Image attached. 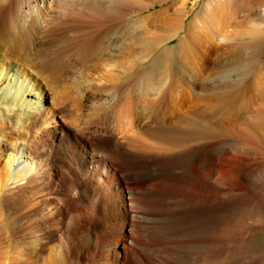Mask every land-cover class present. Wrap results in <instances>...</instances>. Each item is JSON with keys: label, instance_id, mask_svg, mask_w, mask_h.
Wrapping results in <instances>:
<instances>
[{"label": "bare ground", "instance_id": "1", "mask_svg": "<svg viewBox=\"0 0 264 264\" xmlns=\"http://www.w3.org/2000/svg\"><path fill=\"white\" fill-rule=\"evenodd\" d=\"M139 1L0 0V264H87L78 259L83 252L80 234L92 231L89 223L105 240L99 260L91 251L87 259L129 264L113 240L128 229L127 220L142 214L133 209L139 200L150 218L158 222L160 217L157 232L148 230L143 214V222L138 218L141 230L155 242L151 255L157 252L154 257L141 248L150 259L139 262L204 264L213 227L203 226V235L193 233L197 228L192 229L187 212V221L179 217L173 225L168 214L163 220L153 199L157 195L149 198L153 193L143 185L137 197L132 183L155 173L147 163H132L175 147L180 155L167 170L180 168L178 178L184 182L195 179L206 152L199 148L190 153V141L198 144L214 131L219 134L215 120L234 121L238 128L233 129L250 135L249 143L244 142H253V154L264 153V4L238 20L234 10L249 0H210L188 22L183 1L144 16L150 6L164 3ZM261 158L257 169L264 172ZM114 164L132 181L129 186L109 174ZM110 175L113 184L103 190L108 205L101 200L100 207L95 195L103 176ZM178 178L170 174L161 183L172 188ZM62 188L68 196L61 194ZM127 193L135 196L127 201ZM84 203L94 209L95 218L81 209ZM215 244L211 253L219 256ZM132 255L137 260L142 254Z\"/></svg>", "mask_w": 264, "mask_h": 264}, {"label": "rangeland", "instance_id": "2", "mask_svg": "<svg viewBox=\"0 0 264 264\" xmlns=\"http://www.w3.org/2000/svg\"><path fill=\"white\" fill-rule=\"evenodd\" d=\"M154 1H156V2H162L163 1L164 5L162 6L160 4H156L155 6H150L146 11H144L143 16L151 14V13H154V12H156V11L162 9V8L164 9V8L169 7L171 5H174V4L181 5L182 4L181 1H183L185 3L186 10L189 12V18H188V22H189L197 15V13L202 8L208 6L210 0H140L139 2H141V4L150 5ZM263 1L264 0H249L248 4H245L244 6H242L239 11L234 10L235 13H237V19L238 20H242V19L245 20L248 17V15L251 13V11H253V10L255 11L256 9L258 10L262 6V4H264ZM137 2H138V0H137ZM169 13L171 14L172 10H169L167 13H162L160 15L161 17L158 18V19L159 20L161 19L160 21L164 20L169 15ZM174 41L176 42L177 40H174ZM101 70H103V69H98V71H96V72L97 73L102 72V73L105 74V70L104 71H101ZM96 72H94V73L96 74V76L98 78L96 76L95 77L97 79H99V77H100L99 75L100 74H97ZM73 79H75V78H73ZM216 79H217V77L214 79L213 82H216ZM49 102H50V104H52V100L51 99H49ZM57 120H59V122H64L60 118H57ZM216 121L217 120H215V122L213 124L215 125V123H216L215 128L218 129L219 134H220V131H222V135L221 134L219 135L218 133L216 134V131H214L212 134L204 136L202 138L203 140L201 139L202 141L199 140L198 144H196V140L190 141L191 144L193 142V144L191 146L192 150L191 149L189 150L190 153L193 152V151H196V149L198 151L201 148L204 151L203 154L206 152L205 153L206 155L204 154L205 156H204V159H203V166L205 165L204 166L205 168L203 166H200L199 171H198L200 173V174L198 173L199 176L195 175V179H193L194 176H190L192 178V181L190 180L191 179L190 177H189V180L186 181L187 183L184 182L185 179H182V180L180 179L182 182L179 180L178 175H179V173H181V169L180 168H177V169L175 168L176 170H174V169L167 170V169H169L167 167V165L171 164L172 161H175L174 159L178 158L179 155H180V153H179L180 151H178V153H176L177 151L174 149L175 147L174 148L172 147V149L170 150L171 153L169 152V149H170L169 148L168 150H166V152L165 151H161V152H165V153H161V154H159V153L157 154L156 153V154H154L155 156H153V157L151 156V158L150 157L149 158L142 157L141 159L137 160V162L134 161L132 163V164H134V163L135 164H139L138 162L141 163V161H142L141 164H143V163L146 164L147 163V165L149 166V169L152 170V173L153 174L155 173L154 174L155 176L152 174L153 176L151 178H146V179H143V180L140 179V180H137V181H134V182H132L131 180L127 181V180L124 179L125 177L120 175V173H119L120 167L117 166L116 164H114L113 166L108 168L109 169V174L110 173H115V177L117 176L119 178H122L124 187L126 185L129 186V184H131V182H132L133 185L136 188L135 194H136L137 197L141 193V191L144 188V186H145V188L147 187L149 189V191L147 193H149V194L153 193L152 196L149 195V198H153V195H157L153 199H154L155 202L157 200L158 204L160 205L159 208L162 210V213L164 212L163 213V220H165L164 216H166V214L169 215L168 216L169 220L172 219L171 222L173 223V225H174V223L177 224V222H178L177 219L179 217H182V218L185 217V219H183V220L184 221L188 220V222H191L190 220L192 219V224H191L192 229L197 228V230L194 229L193 233H196V234L198 233L200 235L201 234L203 235V232L205 231L204 228L209 229L210 227H213L211 229V231H210L211 233H209V235L204 233L205 235L208 236L207 239H209L211 241L209 245H205L204 246V248L206 250V252L204 254L205 255L207 254L206 255L207 257L204 255V257H206L205 262L207 261L206 264H230V263H236V264H264V227H263L264 226V203H263L264 202V199H263V196H264V194H263L264 193V190H263V188H264L263 187L264 177L263 176H264V174L263 173L264 172L262 171V169L258 170L259 168H261L260 167L261 166L260 162H262L261 161V159H262L261 157H264V153L262 151L259 152V156H257L258 154L257 155L253 154V151H251L253 144L250 145L253 142H250L249 145L244 142V141L247 140L248 142L247 141L246 142L249 143V139L248 138H250V135L247 136L248 134H245L243 131H240V128L236 129V130H239L240 132L244 133L245 136L242 133H240L239 131H236L235 128L237 127V125L234 126V124H235V123H233L234 121L231 122V123H226V122L223 123V121H220L222 124L219 123V121L218 122H216ZM217 125L221 126V127L217 128ZM233 126L235 127L234 129H233ZM223 128L225 130H223ZM226 130H227V132H226ZM225 132H226V134L228 136L226 134H224ZM235 134H237V135H235ZM240 137L242 138V140L243 139H245V140L242 141L240 139ZM194 141H195V144H194ZM225 141L227 142V144L228 143H229V145L231 144L230 146L232 148H229L230 146L226 145ZM234 142H235V145L233 144ZM220 144L222 145V147L220 146ZM237 144L238 145L241 144V148L238 147ZM244 144H246V146L247 145L248 146L246 147V146H244ZM235 146H237V148ZM212 148H213V150H212ZM223 148H225V149H223ZM238 148H239L240 153H238ZM246 148H248V150H245ZM243 151L246 152V153H243ZM167 152H168V155H167ZM172 154H173L174 158H173V156H171ZM177 154H179V155H177ZM209 154H210V156H209ZM175 156H178V157H175ZM154 157H156V158L154 159ZM257 157H259L260 160ZM255 158H256L257 165H256L255 162L253 163V161H255ZM170 159H171V161H170ZM153 161H154V163H153ZM163 162H165V163H163ZM162 163L164 165H161ZM205 163L208 166H206ZM173 170H174V172H173ZM177 170H179L180 172L177 171ZM67 172L69 173L70 171L68 170ZM159 172H160V174H159ZM166 173L169 176H170V174H173V176L178 178V179H176L177 180L176 183H175L176 185L174 184L175 187L172 185V188H171V186H170V188H168V186H164L161 183L162 182L161 181L162 178H169V176ZM201 173L204 174V175L202 176ZM205 174H207V175H205ZM250 175H252L253 177H255V175H256V177L253 178L254 180L252 179V176H250ZM204 176H206V177H204ZM103 178L105 179V181H104V184H103L101 190H98L99 192L95 191L96 192L95 199L99 198L97 200L100 201L99 202V206H100L101 200H102V202L103 201L106 202V206L108 205V202L103 197V190L105 188H107L108 185L110 186L111 184H113V181L110 180V179L113 178L111 175L110 176H106V177L103 176ZM205 178H206V180H209V181H206ZM257 179H259L260 181H258ZM157 180H158V183H157ZM261 181H262V186H259V184L261 185ZM153 182H154V184H153ZM159 182L163 185V187H162V185ZM138 183H140V184H138ZM151 183H152L153 186L151 185ZM254 184H255L256 187L259 186L260 188L259 187H258L259 189L255 188V186H253ZM149 187H153V188H149ZM252 187L255 188V189H253ZM261 187H263V188H261ZM137 188L140 189V190L138 191ZM147 188H146V190H148ZM256 189L258 190V193H257ZM260 189H261V191L262 190L263 191L261 192ZM62 191L63 192H61V194L63 196H68V193H66V188H64V189L62 188ZM152 191H154V192H152ZM99 193H100V195H99ZM257 194H259V196ZM260 194L261 195L263 194V195L261 196ZM225 195H227V196H225ZM254 195L257 196L260 199L262 198L263 202H262V200L261 201L260 200L257 201L258 200L257 197H255V199H257V200H255L254 199ZM133 196H135V195L133 194ZM133 196L131 197L127 193L126 200L130 201V197L133 198ZM153 199H152L151 202H153ZM134 200H135V203H137L139 198L135 199V197H134ZM139 202H141V203L139 204ZM139 202H138L137 205H133V206H135V207H133V209L135 210V208H137V210H135L136 211L135 213H138V214L142 213L145 218L142 216V214L141 215H137V217L141 218V216H142L143 221H145L144 223L147 225L148 230H150V231L152 230L154 232H157L156 230L158 229V226H159L158 222L160 220V217L157 216L159 218L158 222H156L157 220L155 221L152 218H150V217H153V216L147 210H145V208L143 207V204H142V200L141 201L139 200ZM168 202L170 203L171 207H170V205L168 206ZM181 202H182V204H181ZM248 202H250V205H252V206L248 205L249 204ZM259 202L261 204H259ZM109 204H111V202H109ZM255 204L256 205L258 204L257 206H259V205H261V206L263 205V206L262 207L261 206L257 207ZM84 205H86V204L85 203L81 204V206H82L81 209H83V210L86 209V211L90 212L89 215L91 217L93 216L92 218H95L94 216H97V215L94 213V209L93 210L89 209V208H87V206H84ZM138 205L140 207H137ZM141 206L143 207L142 209H144V212L141 209ZM167 206H168V208L170 210L168 208H166V210H167V212H166L165 207H167ZM177 206H179V207H177ZM248 207H249V209L252 208L253 211L254 210L255 211L253 212L252 209L251 210L248 209L245 212V209H247ZM260 207H261V210L257 209V208H260ZM159 208H157V210H158L159 213H161V210ZM130 209L132 210L131 207H130ZM179 209H181V210H179ZM187 209H189V210H187ZM248 211L249 212L251 211L252 213L251 212L249 213ZM176 212H178V213H176ZM184 212L188 213V219L185 216V214H183ZM144 213H145L146 216L144 215ZM189 214H191V216ZM257 214H258V216H257ZM178 215H181V216H178ZM146 217H147V219H146ZM190 217H192V218H190ZM138 218L135 219V220H133V219L132 220L131 219L127 220L126 223L128 225V229L124 230L123 234H121L120 236L114 237L116 239L113 240V242L115 243V247L114 248L117 249L118 253L120 255L122 254L123 258H125L126 254H127V256H128L127 261L129 262V264H142L141 263L142 259L143 260L145 259L146 262L147 261L149 262L150 257L147 256L146 254L144 255L142 253V251H141V248L145 249L147 251V254L149 252L150 256H154L155 257V254H157V252H156L155 254L151 255V252H153L152 249L154 250V243L155 242L151 238L147 237V235L145 233V231H146L145 229H144V232H143V230H141ZM142 218L140 219L141 221H142ZM149 218H150V222L148 221ZM153 221H155V222H153ZM137 222L139 223V225H138ZM261 222L263 223V225H260V224H262ZM195 223H196V225H194ZM89 225L92 228L91 229L92 231L88 232V233H85V234H83V233L80 234V236H81V238L83 240V252H81L78 260H79V263H84V262L87 261L88 262L87 264H90V263L96 264L95 263L96 260L92 262V259H87L88 258L87 252H90V251L93 252V253L96 252L97 253L96 258L99 260V252L103 250V244L102 243L104 242L105 237L101 234V231L99 229L94 228L93 225H91L90 223H89ZM89 225L87 223L86 227H88ZM203 226H204V228H202ZM257 226H259V227L262 226L263 228H261V227L259 228ZM255 228H256V230H255ZM257 228L259 230H257ZM199 232H201V233H199ZM190 236L193 238V235H190ZM102 238H104V240H102ZM86 241H87V244H86ZM214 242L217 243L218 246ZM118 244H119V246H118ZM214 244L217 246V247L215 246V249H217V251L219 253L218 254L219 256H217L216 254H212L211 253V251H212L211 248L214 246ZM147 245H148V248L146 247ZM124 246H127V249H128L127 252L124 250V248H123ZM150 246H153V247H150ZM170 247H171V245H170ZM122 251H123V253H122ZM133 252H138V253L140 252L142 254L140 259L136 260L135 257H133V255H132ZM241 256H242V258H240ZM243 256H244V258H243ZM213 257H214V259H213ZM234 257H235V259H234ZM192 259H193V254H192ZM81 260H82V262H81ZM139 260H141V261L139 262ZM224 260H225V262H224ZM231 260H233V261L231 262ZM205 262H204V264H205Z\"/></svg>", "mask_w": 264, "mask_h": 264}]
</instances>
